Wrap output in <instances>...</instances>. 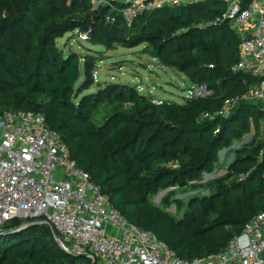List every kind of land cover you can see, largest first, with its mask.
<instances>
[{"label": "rangeland", "instance_id": "obj_1", "mask_svg": "<svg viewBox=\"0 0 264 264\" xmlns=\"http://www.w3.org/2000/svg\"><path fill=\"white\" fill-rule=\"evenodd\" d=\"M66 8L69 13L65 18L69 14L85 18V7H71L68 3ZM5 13L0 12V19ZM185 14L191 22L199 24L197 16H206V10L193 7ZM137 22L134 30L122 31L116 34L114 41H106L101 30L87 21L57 38L46 37L41 21L32 17L22 21V25L32 33L35 48L42 44L41 56L6 51L7 66L36 74L45 86L51 74L59 68L62 58L78 55L82 73L70 95H61L52 102L53 105L46 95L35 100L29 85L19 90L18 95L25 104L41 102L55 111L56 114H51L54 123L74 119L76 125L84 127L91 122L94 126L91 144L95 149L99 148L100 135L109 130L106 122L115 114L123 118L149 119V109L140 106V102L146 99L155 105L171 107L167 124L182 127L194 143L208 148L211 159L198 173L189 175L180 169L197 161L193 154H180L176 161L168 162L166 166L172 173L165 176H158L147 161L137 165L135 171L142 176H151L157 183L156 192L147 200L160 215L175 218L187 229L186 232L199 230L223 210L263 195V183L251 176L264 161V114L238 112L234 115L233 110L238 111L242 102H236L227 112L221 113L225 100L238 95L236 90L246 82L243 79L238 83L230 82L222 70L204 71L202 79L216 84L217 91L212 97H192L191 89L202 79L198 69L189 62L194 60L207 66L210 57L197 50H188L185 45L177 48L174 44H163L170 37L171 29L180 31L179 20L158 15L141 17ZM217 44L222 65L227 67L236 57V48L233 45L220 47L219 41ZM5 71L6 67L1 65L0 72ZM259 105L264 110V104ZM128 176L130 174L118 177L112 184L123 186V194L139 201L137 191L125 184ZM202 201L206 208H203ZM145 216L139 204L130 214L133 222L138 224ZM223 230L228 227H219L212 235ZM32 232L29 230L28 234Z\"/></svg>", "mask_w": 264, "mask_h": 264}, {"label": "trees", "instance_id": "obj_2", "mask_svg": "<svg viewBox=\"0 0 264 264\" xmlns=\"http://www.w3.org/2000/svg\"><path fill=\"white\" fill-rule=\"evenodd\" d=\"M68 3L71 7H85L87 11L85 18L75 14H69L68 18H65L69 13L66 8ZM222 5V1L210 0L146 12L139 18L162 15L179 20L180 31L171 29L170 37L164 40L163 44H174L177 48L185 45L188 50H197L201 54L208 55L210 58L207 60V66L194 60H190L189 65L198 69L197 73L201 75V79L205 70L207 72L222 70L230 82L238 83L242 79L245 80V84L243 83L236 90V93L240 94L255 80L248 74L234 73L231 70V66L239 59L240 39L229 23L212 21L222 16ZM193 7L206 10V16H197L201 22L199 24H194L185 16L187 10H192ZM2 10L6 13L0 19V66H5L6 71L0 72V111L21 109L44 113L46 106L43 103L25 104L19 97L18 91L29 85L30 94L35 100L42 99L46 95L52 100V104L61 95H70L81 78V61L75 54L62 58L59 68L51 74L45 86L41 84L36 74L7 66L6 51L23 53L30 57H40L42 54V44L37 48L34 47L33 35L23 27L22 21L30 20L32 17L38 19L41 21L44 35L54 38L65 31L81 27L87 21L101 30L106 41H114L117 33L134 30V27L138 26L139 19L137 18L131 26H126L122 21L114 25L107 24L102 14L91 10L86 0H0V12ZM217 41L221 43L220 47L233 45L236 48V57L227 67L222 65ZM180 63L183 64L182 61ZM211 64L214 65L213 68H210ZM199 83H205L217 91L216 84L212 81L202 79ZM194 103L198 104L195 100ZM140 106L142 109L146 107L149 109L147 114L149 119L123 118L120 114H115L106 122L109 130L100 135L98 149L91 144L94 130L91 122H87L84 127L76 125L74 119H63L59 123H54L51 114L54 115L56 112L48 107L44 114L47 123L61 134L70 147L77 164L90 172L93 180L108 194L112 204L130 222L153 232L183 259L193 260L224 251L246 223L264 210V192L261 197L251 198L243 203L238 202L235 207L223 210L206 227L191 232H186L187 229L175 218H165L160 215L159 210L147 200L150 194L156 192L157 183L151 176L140 175L135 171V167L147 161L157 171L158 176H165L172 173L166 166L168 162L176 161L180 154H193L197 161H192L188 166L180 169L182 173L189 175L193 172L198 173L197 171L211 159L212 154L207 147L194 143L182 127L174 128L167 124V118L171 115V107L168 105H155L151 100L146 99L140 102ZM238 112L264 114L259 104L247 102H243L238 111L233 110L234 115ZM263 170L264 161H261L256 174L251 177L259 178L264 185ZM126 174L130 176L125 179V184L137 191L139 201L131 200L123 194V186L112 184L116 178ZM236 182L237 180L233 183ZM138 204L146 213L140 224L133 222L130 217ZM202 206L206 208L204 202ZM20 224L21 221L15 220L2 228L4 232L0 233V264H91V260L86 256L78 257L63 251L57 244L52 229L47 225H35L28 230L10 232ZM219 227H228V230L212 235V232ZM29 230L33 232L28 234Z\"/></svg>", "mask_w": 264, "mask_h": 264}, {"label": "built area", "instance_id": "obj_3", "mask_svg": "<svg viewBox=\"0 0 264 264\" xmlns=\"http://www.w3.org/2000/svg\"><path fill=\"white\" fill-rule=\"evenodd\" d=\"M86 1L107 24L122 21L131 26L146 12L210 0ZM219 1L223 14L212 21L229 23L240 39L239 59L231 70L255 80L240 95L228 97L221 113L236 102L264 104V0ZM190 93L208 98L215 90L198 83ZM15 220L49 226L63 251L84 255L91 264H264V210L224 251L193 260L180 258L112 204L90 172L77 164L45 114L35 110L0 111V227Z\"/></svg>", "mask_w": 264, "mask_h": 264}, {"label": "water", "instance_id": "obj_4", "mask_svg": "<svg viewBox=\"0 0 264 264\" xmlns=\"http://www.w3.org/2000/svg\"><path fill=\"white\" fill-rule=\"evenodd\" d=\"M168 39V38H167ZM35 224H20L14 228H12V230H10V232H17V231H23V230H28L30 227L34 226ZM3 227H0V233L4 232V230L2 229ZM78 257L80 256H84V255H77Z\"/></svg>", "mask_w": 264, "mask_h": 264}]
</instances>
